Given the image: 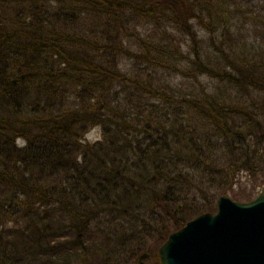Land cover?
<instances>
[{
  "label": "trees",
  "instance_id": "1",
  "mask_svg": "<svg viewBox=\"0 0 264 264\" xmlns=\"http://www.w3.org/2000/svg\"><path fill=\"white\" fill-rule=\"evenodd\" d=\"M236 169L264 183V0H0V264L148 255Z\"/></svg>",
  "mask_w": 264,
  "mask_h": 264
},
{
  "label": "water",
  "instance_id": "2",
  "mask_svg": "<svg viewBox=\"0 0 264 264\" xmlns=\"http://www.w3.org/2000/svg\"><path fill=\"white\" fill-rule=\"evenodd\" d=\"M156 254L160 264H264V183L246 201L220 194L214 212L169 232ZM146 255L141 252L133 264Z\"/></svg>",
  "mask_w": 264,
  "mask_h": 264
},
{
  "label": "rangeland",
  "instance_id": "3",
  "mask_svg": "<svg viewBox=\"0 0 264 264\" xmlns=\"http://www.w3.org/2000/svg\"><path fill=\"white\" fill-rule=\"evenodd\" d=\"M97 136H98V128L97 127L90 128L85 134V138L86 139H94ZM260 185L261 184L258 183V182L256 184L252 185V178L249 177L248 173L245 170L236 169L235 173H234V177H233V182L231 183L230 186L227 187L226 191L222 192L221 194H226L231 199L238 200V199H236V197H234L233 194L240 193V194L245 195V194L248 193V191H251V189H252V197L251 198H253L257 194ZM240 194H238V195H240ZM198 195L199 194H196L194 199L197 200V201H200L202 199V197L198 196ZM218 196H216V198H214V201H213V203L215 204L214 210L213 211H209V212H214L215 211V209H216V199H217ZM239 197H241V196H239ZM240 201H244V200H240ZM194 203H196V202L192 200L191 204H194ZM177 204L180 205L179 209H181L180 202H177ZM148 210H149V208H148ZM153 211H154V209H153ZM148 212H150V211H148ZM146 213H147V211H146ZM150 213L153 214L152 211ZM146 245L148 247L149 254L142 259V264H160L159 260H158V257H157V254H156V249H157L158 245L155 246V244L153 243V240H152L151 237H146ZM135 261H136V256H133L130 259H128L127 261H125V262H123L122 260L118 262V260H117L116 264H133Z\"/></svg>",
  "mask_w": 264,
  "mask_h": 264
}]
</instances>
